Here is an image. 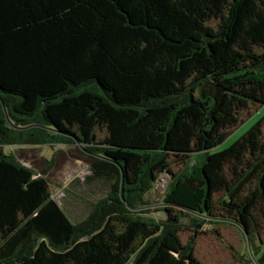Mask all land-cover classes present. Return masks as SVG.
<instances>
[{
	"label": "trees",
	"instance_id": "1",
	"mask_svg": "<svg viewBox=\"0 0 264 264\" xmlns=\"http://www.w3.org/2000/svg\"><path fill=\"white\" fill-rule=\"evenodd\" d=\"M262 106L264 0H0V264H189L207 225L264 264V118L212 152ZM63 138L111 182L77 224L3 150Z\"/></svg>",
	"mask_w": 264,
	"mask_h": 264
},
{
	"label": "rangeland",
	"instance_id": "2",
	"mask_svg": "<svg viewBox=\"0 0 264 264\" xmlns=\"http://www.w3.org/2000/svg\"><path fill=\"white\" fill-rule=\"evenodd\" d=\"M263 118L264 106L255 111L212 152L229 148ZM97 136L99 140L105 139L106 129L97 130ZM23 137L27 135L23 134ZM3 150L6 154L14 156L22 165L30 168L34 174L44 176L48 180L52 199L74 224L86 219L94 204L108 195L111 182L106 176L98 177L92 172L93 155L81 144H73L63 138L58 143L43 145H7L3 146ZM199 158L193 157L194 160L191 159L189 165L174 164V173L187 174L191 168L189 166L195 164V159ZM171 179L169 175H163L157 183L160 190L154 187L147 195L148 205L144 208L147 212L144 216L147 219L155 221L166 219V214L162 211L163 200ZM226 227L231 229L224 230L221 239H217L215 233L207 230L210 234L200 238L189 264H256L249 254L245 236L240 234V229L233 225ZM188 236L189 233H183V240L187 241Z\"/></svg>",
	"mask_w": 264,
	"mask_h": 264
},
{
	"label": "crops",
	"instance_id": "3",
	"mask_svg": "<svg viewBox=\"0 0 264 264\" xmlns=\"http://www.w3.org/2000/svg\"><path fill=\"white\" fill-rule=\"evenodd\" d=\"M226 226H229V225H226ZM226 226H223V227H220V226H218V225H207V226H205V228H204V230H203V234H202V236H204V235H209L210 233L207 231V230H211L213 233H215L216 234V238L217 239H221L222 238V234H224L223 233V231L224 230H230L231 228H229V227H226ZM239 227H237V229H238ZM236 229V230H237ZM240 229V228H239ZM240 234H243V232H242V230L240 229ZM201 236V237H202ZM200 237V238H201ZM200 240V239H199ZM199 242V241H198Z\"/></svg>",
	"mask_w": 264,
	"mask_h": 264
},
{
	"label": "water",
	"instance_id": "4",
	"mask_svg": "<svg viewBox=\"0 0 264 264\" xmlns=\"http://www.w3.org/2000/svg\"><path fill=\"white\" fill-rule=\"evenodd\" d=\"M245 237H246L249 253L252 256V254H251L252 252H251V248H250V240H249V236H248V234L246 232H245Z\"/></svg>",
	"mask_w": 264,
	"mask_h": 264
},
{
	"label": "built area",
	"instance_id": "5",
	"mask_svg": "<svg viewBox=\"0 0 264 264\" xmlns=\"http://www.w3.org/2000/svg\"><path fill=\"white\" fill-rule=\"evenodd\" d=\"M157 183H158V182H157ZM157 183H156V185H155V188H156V190H160V186H158Z\"/></svg>",
	"mask_w": 264,
	"mask_h": 264
}]
</instances>
